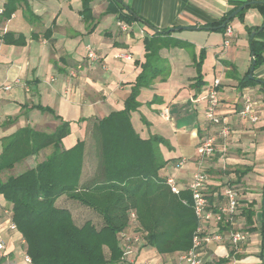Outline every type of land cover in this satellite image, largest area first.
Here are the masks:
<instances>
[{"label":"crops","instance_id":"obj_1","mask_svg":"<svg viewBox=\"0 0 264 264\" xmlns=\"http://www.w3.org/2000/svg\"><path fill=\"white\" fill-rule=\"evenodd\" d=\"M121 1L139 18L126 33L117 26L116 15L106 13L107 0L91 1L90 21L84 20L80 14L81 0H31L30 6L36 16L31 24L20 9L0 25V154L2 140L27 126L36 132L52 134L63 122H68L70 133L62 140L65 150L87 140V137L89 139L94 120L124 109L145 62L144 40L156 33L153 29L162 32L178 27L205 28L229 17L242 4L264 2ZM5 3L6 0H0V9ZM263 25L264 15L256 7H250L243 19L236 16L230 20L234 36L229 46L224 45V32L217 30L172 33L171 38L194 45V56L185 49L163 48L159 56L170 68V74L165 81L159 77L150 87L141 89L137 99L139 108L131 114L132 126L142 139L160 136L170 144V149L160 146L164 159L168 161L160 174L176 177L181 187L186 188L195 172L205 170L213 204L224 200L218 195L226 182L238 180L237 169H249L248 174L235 184L241 195L235 228L246 230L243 211L252 204L254 231L238 250L226 241L212 243L207 249V256L215 261L229 256L228 264L232 261L236 264H264L261 235L264 219V93L260 86L239 87L240 81L250 72L254 59L250 40L256 32L250 33L248 29ZM47 30L51 31V40L44 36ZM6 33H13L16 37L23 35L24 44L5 43L2 36ZM89 48L98 53L99 62L92 63L87 59ZM202 50H205L202 64L204 84L196 88L195 59H199ZM79 65L82 68L76 72V77H72L71 70ZM254 75L264 82V64ZM217 79L220 81V114L229 123L231 135L226 152L223 153V141L219 139L215 156L201 165L198 156L200 141L208 135H217L206 119L207 89ZM246 97L256 105L259 115L256 124L243 121L239 116ZM11 119L14 121L10 122ZM51 151V148L42 150L17 164L13 171L18 174L26 167H34ZM96 165V155L89 144L81 183L93 177ZM225 170L230 174L225 175ZM65 202L69 200L62 197L57 205L62 206ZM64 206L70 208L74 219L81 223L90 218L96 223L101 222L82 206L72 203ZM9 208L0 199V234L4 242L0 264H32L26 261V244L22 235L11 227ZM78 210L82 212L75 216L74 212ZM178 257L179 253L161 255L151 247L139 246L132 255L125 256L121 264H183Z\"/></svg>","mask_w":264,"mask_h":264},{"label":"trees","instance_id":"obj_2","mask_svg":"<svg viewBox=\"0 0 264 264\" xmlns=\"http://www.w3.org/2000/svg\"><path fill=\"white\" fill-rule=\"evenodd\" d=\"M30 1L6 0L0 14V25L9 21L20 9L31 24L36 16L32 12ZM81 1L80 14L84 20L90 21L92 0ZM107 2L106 13L116 15L118 21L131 25L139 20L121 0ZM245 4H249L248 7L239 12L237 17L243 19L245 11L250 7H256L264 15V2ZM227 19L228 16L206 28L225 33L230 25ZM248 31L256 32L250 40L255 72L264 64V25ZM44 36L51 40V31L47 30ZM171 36L169 30H164L145 38V62L132 85L124 109L112 112L101 120H94L89 139L87 137V140L79 141L70 150H65L62 140L69 135L70 124L63 122L52 134L36 132L27 126L2 140L0 199L10 207L8 210L12 223L25 241L26 253L32 264H121L125 258L124 233L138 235L142 247H151L161 255H180L192 248L199 222L192 208L191 194L186 190L178 195L172 193L166 183L170 176L160 174L168 164L160 146L170 149V144L160 136L142 139L131 123V114L140 105L137 99L141 89L150 87L159 77L165 81L170 74V68L164 64L159 52L163 48H180L194 56L193 44L175 40ZM2 39L7 44L22 45L25 37L6 33ZM204 58L205 50H202L199 59H195L196 88L204 84ZM254 72L253 78H249V72L240 81L239 87L260 86L264 93V83L255 77ZM38 107L45 110L40 105ZM12 121L14 119L10 120ZM89 144L93 146L97 165L93 177L86 183H81ZM47 148L52 151L43 161L15 174L13 169L17 164ZM217 156L220 157V154ZM248 172V168L237 169L235 173L238 180L226 183L235 185ZM223 173L230 174L228 170ZM62 197H66L74 205L88 209L101 222L96 223L93 218L82 223L75 220L70 208L57 205ZM208 197L213 204L212 196ZM131 212L136 213L135 222L130 219ZM243 215L246 219V231L252 233L255 216L252 204L243 211ZM228 229L222 227V231ZM261 235L264 246V219L261 223ZM216 262L228 263V259Z\"/></svg>","mask_w":264,"mask_h":264},{"label":"built area","instance_id":"obj_3","mask_svg":"<svg viewBox=\"0 0 264 264\" xmlns=\"http://www.w3.org/2000/svg\"><path fill=\"white\" fill-rule=\"evenodd\" d=\"M3 9H0V14ZM117 26L122 32H128L130 25L123 21H119ZM224 45H230V39L234 36V31L231 26H228L225 33ZM130 59L129 56H126ZM87 59L94 62L100 61L98 53L92 49H88ZM82 67L79 65L76 69H72L70 75L76 77V72ZM220 81L217 79L207 89L206 101V119L216 129L217 135H208L203 138L198 147L199 163L211 160L216 153L218 140L223 141L222 151L226 152L227 141L231 135V128L227 120L220 114L221 100L218 88ZM10 87H7L9 89ZM165 116H168L165 111ZM239 116L243 121L256 124L259 121V115L256 110V105L250 97H246L244 105L239 111ZM167 186L172 193L178 195L181 191L186 190L191 194L192 208L195 216L198 219L199 225L194 233L192 248L179 255L178 259L183 264H217V262L207 256L208 246L212 243H223L226 241L234 250L246 243L250 237V233L246 230L235 229L236 217L239 210L240 191L233 184L226 183L218 196L223 197V201L218 204H211L209 201L208 187L209 176L205 170H198L191 177L186 188H182L178 180L174 176L168 177ZM131 221L135 222L137 219L136 213L131 212ZM11 227L16 229L12 223ZM222 227H228L226 231H222ZM125 240L124 257L132 255L136 248L141 246L142 241L138 235L124 233ZM4 250L3 238L0 234V252ZM226 259H230L229 256ZM26 261L31 263V259L26 255ZM228 264V263H218ZM236 264V261H232Z\"/></svg>","mask_w":264,"mask_h":264},{"label":"water","instance_id":"obj_4","mask_svg":"<svg viewBox=\"0 0 264 264\" xmlns=\"http://www.w3.org/2000/svg\"><path fill=\"white\" fill-rule=\"evenodd\" d=\"M249 4H245L241 7H239L237 10H235L227 19V23L230 22V20H232L234 17L237 16V14L239 12H241L242 10H244L245 8L248 7ZM226 25V23L222 26L224 27ZM155 32H157L156 29H153ZM181 30H193V31H197V30H214V28H200V27H178V28H173V29H170L169 32L170 33H174V32H177V31H181ZM255 33L252 34V36H254ZM253 55V54H252ZM254 57V55H253ZM254 69H255V61L253 60L252 62V67L250 69V75H249V78L252 79L253 78V72H254ZM264 83V82H263ZM263 211H264V208H263ZM263 261H264V253H263Z\"/></svg>","mask_w":264,"mask_h":264},{"label":"rangeland","instance_id":"obj_5","mask_svg":"<svg viewBox=\"0 0 264 264\" xmlns=\"http://www.w3.org/2000/svg\"><path fill=\"white\" fill-rule=\"evenodd\" d=\"M64 205H71V202H70V201L67 202V203L65 202L64 204H62V206H64ZM81 212H82V211H79V210H78V212H74V214H75V216H76V215H79Z\"/></svg>","mask_w":264,"mask_h":264}]
</instances>
